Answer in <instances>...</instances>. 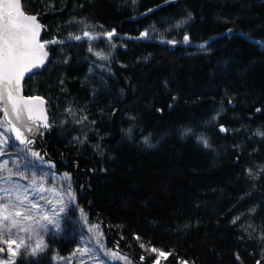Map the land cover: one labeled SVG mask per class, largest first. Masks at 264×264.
Wrapping results in <instances>:
<instances>
[{
	"label": "trees",
	"instance_id": "1",
	"mask_svg": "<svg viewBox=\"0 0 264 264\" xmlns=\"http://www.w3.org/2000/svg\"><path fill=\"white\" fill-rule=\"evenodd\" d=\"M24 5L46 26L42 41L80 33L68 22L81 19L95 33L115 29L136 37L157 29L177 41L123 40L108 60H95L85 41L66 45L63 54L49 46L55 51L46 68L22 83L25 97L45 101L54 124L39 139L41 150L33 148L47 152L57 173L72 175L77 203L102 227L108 246L133 264H156L157 258L158 264H264V137L258 134L264 132V0ZM189 12L193 19L181 24ZM185 34L190 45L207 42L205 49L184 46ZM64 55L67 65L59 63ZM85 115L89 120L77 124ZM185 129L192 134L182 137ZM85 135L83 144L73 139ZM144 137L154 147L145 146ZM46 243L44 264H51L70 256L75 240L63 234ZM161 251L168 255L158 256Z\"/></svg>",
	"mask_w": 264,
	"mask_h": 264
},
{
	"label": "snow or ice",
	"instance_id": "2",
	"mask_svg": "<svg viewBox=\"0 0 264 264\" xmlns=\"http://www.w3.org/2000/svg\"><path fill=\"white\" fill-rule=\"evenodd\" d=\"M148 11L154 10L149 9ZM192 19L193 15L189 12L181 24H187ZM68 23L83 24L84 28L80 33L69 32L64 39L53 36L50 40L42 41L41 32L46 29V26L39 22L38 14H29L25 11L24 0H0V111L4 114V118L0 120V157L9 156L8 159L0 160V245H6V248L0 246V253L7 252V259H0V264H19L17 257H22L35 264L39 255L49 248L45 242V236L49 233L59 234L65 231L62 227V220L67 215L70 206L75 205L77 201L76 193L72 188V175L68 172L57 174L54 171L55 163L45 159L47 152L42 154L41 151L33 148L37 140L45 137L54 127L53 122L49 120L45 101L40 97H25L21 94V81L24 80L25 74H34V70L40 71L47 66L49 52L55 51L49 46H60V52L63 54L66 45L70 46L73 41L81 42L86 38L89 42L88 51L90 53L101 60L109 59L110 54L94 52L92 42L105 37L111 42L116 35L115 29L94 33L87 30L89 26L83 19L71 20ZM231 32L232 29H228V33ZM129 39L147 40L149 30L145 29L140 32L139 37H129ZM183 42L186 45L190 43L188 34L183 36ZM167 43L175 46L177 41L169 40ZM206 43L198 47L205 49ZM111 47L115 48L116 45L112 44ZM59 63L69 64L70 57L64 55ZM64 83L65 80L62 78L60 84ZM165 87L167 88V81H165ZM61 91H66V89L62 88ZM176 100L177 97L173 96L172 101ZM228 103L231 104L232 101L229 100ZM172 106L169 104L170 108ZM156 111L162 112V109L157 108ZM261 111L260 108L256 109V112ZM65 112L70 115L74 114L72 107L65 108ZM114 114L115 110H113ZM88 120L89 117L85 115L76 120V123L83 124ZM61 123L64 124L66 121ZM91 123L95 124L96 121L92 120ZM219 130L227 131L223 125ZM191 134V129L181 132L182 137ZM258 134L264 137V132ZM73 139L83 144L87 140V135L84 140H80L79 137ZM142 142L149 148L154 147L149 137H144ZM197 142L202 143L205 148L210 147L208 140L203 136L197 137ZM95 148H99V145ZM99 154L103 155L102 152ZM90 171L95 172V169ZM100 171L104 172L106 169L101 168ZM247 171L249 174L252 173V169ZM80 219L87 227V234L92 235L89 236V243H86L84 247H77L69 258L60 257V259H67V264H73V260L77 257L95 259V249L90 246L92 239H95L100 249L104 248L100 242V237L103 236L99 230L100 226L89 224L88 217L82 208ZM81 235L83 237L85 234ZM135 238L140 239L139 236ZM261 239L264 240V233L261 234ZM32 241L35 243L33 244ZM82 243H84L83 239ZM140 248L149 250L143 243L140 244ZM150 251L158 252L154 247ZM105 255L123 260L125 264H133L127 257L119 256L111 250H105ZM166 255L168 253L162 251L158 253V256ZM55 259L57 257L53 256V260ZM140 260L144 261L145 256L141 255ZM79 264H86V260L80 259ZM156 264H158V258ZM180 264H189V261L182 260ZM256 264H261V261L257 260Z\"/></svg>",
	"mask_w": 264,
	"mask_h": 264
},
{
	"label": "rangeland",
	"instance_id": "3",
	"mask_svg": "<svg viewBox=\"0 0 264 264\" xmlns=\"http://www.w3.org/2000/svg\"><path fill=\"white\" fill-rule=\"evenodd\" d=\"M175 1L176 0H173V2H175ZM75 26L78 27V32H81V30L84 28L83 24H76ZM87 30L94 32V30L91 26H89ZM167 31L168 30H166L164 32H167ZM165 34L163 33V31H160L157 29L150 30L149 31V39H147V40L129 39V36H121V35L116 34L111 42H109L108 39L105 37V38H102L100 40L93 41L92 44L94 47V52H103V54H105V55L110 54L109 57H111L112 53L115 49L122 47L123 40L155 41V42H158L160 44L170 45L167 43V40L163 39ZM136 37H139V35ZM136 37H132V38H136ZM83 41H85L89 45V42L87 41L86 38ZM73 42H75V41H73ZM112 44H115L116 47L112 48L111 47ZM183 45L188 46V47H192L198 51L203 50V49H200L198 47V45H196V44L195 45L183 44ZM170 46H173V45H170ZM91 54L95 60H101V59H98L97 56L94 55L93 53H91ZM2 119H3V113H2V111H0V120H2ZM34 150L38 151L36 148H34ZM12 151H14V150H12ZM8 158H9V156L5 155L3 157H0V160L8 159ZM45 159H46V157H45ZM54 171H55V169H54ZM57 174H63V173H57ZM14 179H18V178L14 177ZM49 184H51V180H49ZM72 188H73V185H72ZM80 209L81 208H80L79 204L77 203V201H76L75 205H71L67 211V215L62 220V227L65 229V231H63L62 233H59V234H51V233L47 234L45 236V242L47 239H50V238L63 237V234H64L65 237L67 235L68 237L73 238L75 240L74 250L77 247H84L86 245V243H89V236L92 234H87V227L83 225V222L80 219ZM88 222H89V224H98L94 221H90L89 219H88ZM99 230L103 233V236L100 237V242H101V244H103L104 248L100 249L99 246L96 244L95 239H92L90 241V246L93 249H95L94 254H95L96 258L95 259H87L84 257H77L73 260V264H79L80 259H85L86 264H125V262L123 260L114 258L111 255H105V250H111L112 252H116L119 256H123L122 254L117 252L116 247L108 246V244L106 242L107 235L104 233L101 226L99 227ZM82 233L85 234V235H83V237L81 235ZM82 239H83L84 243H82ZM32 243L34 244L35 241H32ZM0 246H3L6 248V245H0ZM69 257L70 256H68L66 258H69ZM0 259H7V252L6 251L4 253V256L0 255ZM48 259H49V255L47 254V251H45L44 253L40 254L39 257L35 260V264H44V261H47ZM17 260L19 261V264H32V261H26L22 257H17ZM51 264H67V259H58L57 261L52 262Z\"/></svg>",
	"mask_w": 264,
	"mask_h": 264
},
{
	"label": "water",
	"instance_id": "4",
	"mask_svg": "<svg viewBox=\"0 0 264 264\" xmlns=\"http://www.w3.org/2000/svg\"><path fill=\"white\" fill-rule=\"evenodd\" d=\"M41 40H42V32H41ZM48 62H49V60L46 61V65H48ZM45 68H46V67H45ZM45 68H43L42 70H44ZM42 70H40V71H36V70H34V74H27V73H26V74H25V78H24V80L21 81V85H22V83H23L27 78H29L30 76H33V75H36V74L40 73ZM21 94H22V92H21ZM22 95H23V94H22ZM2 113H3V111H2ZM3 118H4V114H3ZM13 140H15L14 136H13ZM16 143H18V142H16ZM36 144H38V142H37ZM38 148H39V150H41L40 146H38ZM0 255H1V256H4V253H0Z\"/></svg>",
	"mask_w": 264,
	"mask_h": 264
},
{
	"label": "flooded vegetation",
	"instance_id": "5",
	"mask_svg": "<svg viewBox=\"0 0 264 264\" xmlns=\"http://www.w3.org/2000/svg\"><path fill=\"white\" fill-rule=\"evenodd\" d=\"M38 144H35L36 146H39V139L37 140Z\"/></svg>",
	"mask_w": 264,
	"mask_h": 264
}]
</instances>
